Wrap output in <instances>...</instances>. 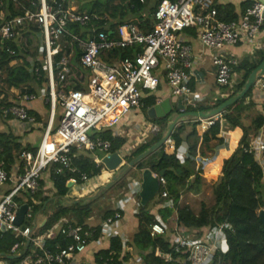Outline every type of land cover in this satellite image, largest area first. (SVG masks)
<instances>
[{"label":"built area","instance_id":"1","mask_svg":"<svg viewBox=\"0 0 264 264\" xmlns=\"http://www.w3.org/2000/svg\"><path fill=\"white\" fill-rule=\"evenodd\" d=\"M219 1L161 0L154 13V29L149 33L143 32L132 22L116 21V27L113 28V22L107 15L75 10L62 0H40L39 11L28 10L25 15L16 16L0 25V40L5 41V44L6 41L17 40V29H22L27 22L40 25L44 56L42 60L39 57L31 59L32 71L40 79L41 68H45L48 77L44 93H19L17 103L5 110V114L34 126L37 120L30 114L27 103L40 96L50 105L49 119L37 152H22L27 169L0 201V239L5 227L6 231L24 238L23 242L12 247V254L18 253L23 257L29 248L21 264H68L86 251L97 231L96 227L76 224L70 218L61 219L45 233L36 235L35 228H24L23 224L16 223L23 204L29 205L26 217L30 216L32 207L28 199L40 191V180L50 172L52 166L56 174L70 172L80 175L84 182L89 181L88 174L73 165L72 149H99L106 155L111 153L112 148L110 141L94 137L91 134L93 130L100 132L115 127L132 109L146 108L144 93L157 90L163 81L170 86L176 99L185 98L188 104H195L191 84L196 62L203 61L204 55L209 56L216 67V82L232 89L238 84L236 68L240 62L228 55L227 48L256 41L254 51L264 50V41L259 39L264 29V0H252L240 18L233 21L218 18L215 3ZM73 27L80 29V32ZM190 28L196 30L197 39L204 49L203 56L197 55L193 45L181 38V33ZM126 48L135 49L131 57L114 55L115 51ZM6 51L11 56L16 55V50L10 46H6ZM59 53L62 56L56 61ZM76 55L80 66L87 72L86 83L81 89L59 90V85L72 72L71 58ZM253 87L264 102V75L256 80ZM211 104L214 105L215 101ZM58 105L63 112L54 130ZM178 109L179 113L187 112L188 105ZM211 123L210 120L209 125ZM161 130L157 123L149 126L153 135L159 134ZM261 130L251 140L248 151L255 154L264 169V134ZM142 143L146 144V139ZM166 144L168 148L174 147L172 141L167 140ZM98 162L101 163V158ZM8 180V173L0 165V185ZM72 180L75 179L70 178L69 181ZM160 182L163 187L166 179L160 176ZM140 185V179L130 185L134 195H139ZM159 195L162 199L169 197L166 190L160 189ZM19 198L25 199V202H20ZM35 203L38 202L35 200ZM168 203L163 206L168 207ZM122 216L120 210H115L114 215L107 216L100 224V228L103 235L112 238L120 236L126 244L128 239L114 231ZM227 230H233L228 222L217 223L201 237L177 230L173 243L177 256L159 249L156 253L164 260V264H223L221 260L215 262V256L228 251ZM56 232L68 242L66 247L52 250L48 247V241L56 236ZM211 232L215 233L213 240L208 237ZM150 233L152 237L166 235V225L154 222L150 226ZM28 239L30 244L26 247ZM125 256L122 253L121 264H137L133 259H125ZM111 263L112 259L104 261V264Z\"/></svg>","mask_w":264,"mask_h":264},{"label":"trees","instance_id":"2","mask_svg":"<svg viewBox=\"0 0 264 264\" xmlns=\"http://www.w3.org/2000/svg\"><path fill=\"white\" fill-rule=\"evenodd\" d=\"M62 1L68 6V0ZM160 1L120 0L119 3H115L114 0H87L79 6V10L100 16L107 15L113 22V28L116 27L114 25L115 21L119 23L132 22L139 26L143 32L149 33L154 29V13ZM251 4L252 0L243 2V12ZM215 7L218 11V18L221 20L233 21L240 18L235 5L231 3H217ZM40 8V0H0V25L16 16L25 15L28 10L37 12ZM73 29L80 32L77 27H73ZM41 30L39 24L27 22L22 29H17V40L6 41V44L5 41L0 40V116H5V110L17 103L18 97H14L11 94L12 88L20 89V93L28 91L39 94V89L48 80L45 68H41L40 79L32 71L31 59H37L36 55L38 53L31 52L28 50L29 46L21 43L23 38L35 37L41 33ZM82 37L85 38V34ZM28 42L32 44L31 39H28ZM6 46L14 48L16 55L11 56L6 51ZM135 49L140 50L139 47H135ZM135 49H120L115 51L114 55L122 58L131 57ZM42 56H44L43 47ZM61 56L62 53H59L56 56V61ZM259 58L258 61V56L247 55L240 61L239 66L236 68V72L241 76L238 84L232 89L223 87L224 93H227L226 90L229 89L232 91L227 97L218 98L214 105L199 104L197 107H190L188 111L209 112L242 91L251 72L264 60V55ZM39 65L42 66L40 62ZM71 68L72 72L59 85V90L81 89L84 87L87 80V72L80 66L78 55L71 58ZM253 95L254 87L223 113L210 119L212 123L202 134L199 133L201 119H189L180 122L171 134L174 144L173 148H168L164 145L138 163L137 169L139 171L145 168H150L155 173H159L162 170L165 171L164 178L168 188L165 189L163 187L161 191L168 190V193L173 196L174 206L177 211V228L170 231V228L166 226V235L152 237L150 233L151 224L154 222L168 224L172 211L169 208H160V220L152 209H148V205L141 206L138 232L130 243V246L135 249L137 264H164V260L156 253L158 249L165 253H172L176 257L175 244L173 243L177 230L188 231L201 237L208 228L224 222L230 223L233 230H227L225 234L228 251L226 253H217L215 262L221 260L223 264H264V224L259 216L260 211L264 209V169L256 159L255 154L248 151L251 140L264 127V102L262 110H258ZM157 101L158 98L155 97L145 98L147 110L155 105ZM164 119L166 121L162 124V133L136 149L128 157V161L145 152L162 138L169 124L168 117ZM236 129H240L242 135L239 137L234 133L232 138V147L234 148L231 153L228 154L223 150L220 152L221 149L227 148L225 134ZM104 139L113 143L111 152L117 151L119 146H121V143L118 142L119 139H114L107 132L104 135ZM183 147L186 148V152L182 151ZM15 150L18 153L23 150V146L17 142L16 137L0 132V163L4 164L8 173L13 163H15ZM33 152L35 154L36 150L33 149ZM210 152L212 155L208 156ZM217 156V161L209 165L206 170L208 174H217L219 172L216 180H210L215 202L212 205L202 203L199 212H195L189 204L181 205L182 192L199 193L204 179L205 165L209 161H213ZM71 157L73 165L81 169L82 172L87 173L89 178L101 175L102 166L93 161V157L82 154L76 147L72 149ZM223 158L224 162L221 166ZM20 171L21 173L25 172L22 167ZM49 174L53 180L55 191L52 196L42 197L43 190L41 188L35 195L36 198L42 197L41 202L37 203L35 213L38 211L47 212L50 207L46 223L39 229L40 231L37 233L34 231L35 235L45 233L55 226L60 219L65 217L70 218L76 224H86V221L93 215L91 203L100 196L93 201L65 205L61 198L67 196L69 190L68 182L74 175L77 178V183H83L80 175L70 172L56 174L54 166H52ZM103 175L104 173L100 178L103 179ZM40 184L41 186L44 185L43 179L40 180ZM126 184V178H122L114 185L124 187ZM55 197H58V199H55ZM28 203L30 204V202ZM46 203L47 205L45 206ZM112 212L110 209L107 210L105 217ZM35 213L34 215L31 213L30 216L25 218L22 225L24 228L33 227ZM26 219L29 220L27 221ZM23 241V237L17 236L12 231H4L0 239V254L13 255L11 252L12 247L16 243ZM66 246L67 242L61 234L48 241V247L52 250ZM28 252L29 248L23 257L16 259L0 258V261H7L9 264H21ZM122 252L123 244L120 239L112 238L110 246L98 253V264H104L106 259H112L111 264H121ZM128 256L129 253L125 256V259H128Z\"/></svg>","mask_w":264,"mask_h":264},{"label":"crops","instance_id":"3","mask_svg":"<svg viewBox=\"0 0 264 264\" xmlns=\"http://www.w3.org/2000/svg\"><path fill=\"white\" fill-rule=\"evenodd\" d=\"M245 1L246 0H221L217 3H220V4L231 3V4L235 5L237 12L241 16V14L243 12L242 3ZM217 3H215V4H217ZM187 30L188 29L185 30L186 32L184 31L185 34L183 35L182 38L193 45L197 55L202 54V56H203V49H202V47H201V45L197 39V36L192 35ZM259 39L261 41H264V29H263V32L261 33V35L259 36ZM255 42H248V43L245 42V43H240V44L235 45V46H230L227 48V53L230 56L236 57L239 60V62L247 55H252L253 57H255V55L257 54V53H253V52H255L254 51ZM212 66H213V68H212ZM214 67L215 66L212 64L209 56L204 58L203 61H197L196 62V66L194 69V78H193V81L191 84L192 94H193L192 96L195 99V104H193V105L195 107H197L199 104H202V105L211 104L213 101H216L218 98L224 97L225 95H227V93H223V92L222 93L218 92L216 94H213V88H212V86H210V84H208V81L206 80L207 79L206 77L208 74H211L215 77L216 67L215 68ZM162 84L166 85L168 88H170V86L167 84L166 81H163ZM39 90H40L39 95L44 93L47 90V83L43 84V86ZM170 90H171V88L169 89V91ZM20 92H21L20 89H17V88L11 89V94L14 97L15 96L18 97V94ZM171 93H172V91H171ZM167 98H169L171 100V103L173 106V111L176 113H179V111L177 112L176 108L174 107L175 106L174 104L177 102V99L173 96V94H172V97L170 95H167L165 97L158 98L157 103L160 102L161 100H164ZM253 99L256 102L257 109L262 110L263 101L261 100L260 95L258 93H256L255 91H254ZM27 107L29 108L30 114L36 118V120H37L36 125H34V126L29 125L26 122H22V121L16 119L13 115L5 114V116H0V132L8 133L11 135V137H16L17 142L23 146L22 152L23 151L33 152V149H35L37 152V149H38L37 146L40 145V142H41V139L43 136V132H44V128L48 122L49 114H48L47 119H46V116L48 113L47 107H49V104L46 102L45 98L39 96L36 100L27 103ZM189 108L190 107H188V109ZM188 109H187V111H188ZM201 121H202V123L199 127V133L200 134H202L210 126L209 125L210 120L205 119V120H201ZM121 123H122V120L117 125L119 127L115 126L112 128H107L105 130L114 139H119L118 142L121 143V146H119V149L115 152H119L124 157V159L126 158V155L130 156L136 149H138L140 146L144 145L142 143V141L144 139H146L147 142H150L151 140H153L159 134L162 133V130L157 135H153L148 130L146 131V133H144L143 131H144V129H146V127H143V125H142L143 129L141 127L139 129V127L133 126L132 129L126 130L121 126ZM150 123L151 122H149L148 124H150ZM177 126H178V124H177ZM262 130H263V134H264V127L262 128ZM141 132L143 135H141ZM234 133L239 137L242 135V131L240 129H236L233 132L225 134V139H226V143H227L226 147L227 148L221 149L220 152L223 150V151H226L228 154L231 153V151L234 148V147H232V138H233ZM105 140H107V139H105ZM108 141H110V140H108ZM112 147H113V143H112ZM83 151H87V150H83ZM182 151L186 152V148L183 147ZM22 152L18 153L15 150V152H14L15 163H13V165L11 166L9 173L7 170H5L4 164L0 163V165L3 167V169L8 173V175L10 177V180H8V182H6L4 185H0V201H1L2 197L14 187V185L16 184V182L18 180V177L23 174L20 171L21 167L24 169V171L27 169L26 162L22 158V155H21ZM100 153H102V156L104 155V153L102 151H100ZM209 155L211 156L212 153L210 152ZM218 156L214 159L215 161L214 160L209 161L205 165L204 169L207 170V167L209 165L215 163L218 159ZM91 157H93L95 159V162L98 164H99L98 159L102 158V157L96 156L95 154L91 155ZM224 158L222 159L221 166L223 165ZM126 162H129V161H126ZM105 171L110 173V175L112 174L110 171H108L104 167L101 175ZM101 175L94 177V178H98L97 181L93 182L92 184L87 185L85 188H82L80 191H76L77 195H75L73 197L74 198L83 197V196H85L84 194H87L86 192L91 193L95 189L98 190L102 185L106 184V181H104L106 178L105 179L100 178ZM110 175L108 177H110ZM218 175H219V172L217 174H213V173L208 174L207 172H205V178L207 180H209V179L216 180ZM108 177H107V179H108ZM71 178H73L75 180L69 181L68 184L73 182L72 187H74L78 184L77 180H76L77 178L74 175ZM42 179H43V184H44L43 186H41V188L43 190L42 197L52 196L55 190H54L53 180H52L50 174L49 173L45 174ZM92 180H93V178H90L89 181H87V182L83 181V182L87 184L88 182H90ZM126 180H127L126 181L127 184H129V194H124L121 198H115L114 204L111 208L106 207L105 209H103V211L102 210L98 211V209H97L96 213L93 212V215L86 221V227H96L97 231H96L95 235L92 237V241H91L90 245L88 246V248L86 249V251L81 253V254H78L75 257V259L70 261L68 264H83V263L84 264H98V261H97L98 253L103 249H107L110 246V241L112 239V237L103 235L101 232V228H100V224L107 218V217H105V212L109 209L112 210L113 212L111 214H109L108 216L114 215L115 210L121 211L123 216L118 221L116 227L114 228V231H115V233L122 234V236L126 237L128 239V241L126 244H124V242L122 241L120 236L115 237V238L120 239V241L123 244V252L122 253H124L126 256L129 253L128 260L133 259L134 261H136L135 249L130 246V243L133 241L135 234L138 232L139 214L141 212L140 209H141L142 205H141L139 199H138L139 202H137V200L135 199L136 195L133 194V190H131V188H130V185L134 181H138V179L137 178H131L130 176L127 175ZM124 188H125V186H124ZM135 191H137V190H135ZM42 197L37 198L38 203L41 202ZM169 197H170V194H169ZM71 198H72V196H71ZM168 198H163L165 200L164 202H161L160 200H158L159 198L156 199V201H158V203H156L155 206H159V207H156L155 209H153V213L155 215H157L156 217L160 220H161V215L159 213L160 208H164V209L169 208V209H171V211H172V209H174L175 215L172 212L171 216L169 217V220L172 219L173 216H175V218L177 219V211H176V208L174 206L175 205L174 199L169 200ZM181 198H182V194H181ZM181 198H180V200H181ZM166 203L169 204L168 207H164L166 205ZM163 204H164V206H163ZM46 205H47V203L45 204V206ZM47 217H48L47 215H45L44 217L42 216V211H40L37 214L36 224L34 221V225H33V228H35V233L40 231L39 229L42 226H44V224L47 221ZM34 219H35V217H34ZM62 219H64V218H62ZM166 226H168L167 223H166ZM175 228H177V226ZM170 231H172V230L170 229ZM57 235H58V233L56 232V236ZM66 242H68V241H66ZM16 254L21 255L18 253H16ZM20 257H22V256H20ZM0 264H9V263L7 261H0Z\"/></svg>","mask_w":264,"mask_h":264},{"label":"rangeland","instance_id":"4","mask_svg":"<svg viewBox=\"0 0 264 264\" xmlns=\"http://www.w3.org/2000/svg\"><path fill=\"white\" fill-rule=\"evenodd\" d=\"M85 1H87V0H68V6L71 7L72 9L79 10V6L81 4H83ZM103 1H105V0H103ZM114 1H115V3H119L120 0H114ZM194 9H196V5L195 4H194ZM187 31L190 32L192 35L197 36V33H196L195 29L190 28ZM185 32L181 33V38L183 37ZM28 39L29 40L31 39L32 44H29ZM21 41H22L21 42L22 44H25V45L29 46L28 50H30L31 52H33V51L37 52L38 54L36 56L41 58V60L43 59V56H42L43 39H42L40 34L36 35L35 37L29 36L28 38H23ZM203 52H204V49H203ZM255 53H257V55H255V57L258 56V61H259V59H260L259 57L264 55V50H256ZM204 57L206 58L208 56L204 55ZM212 68H213V66H212ZM236 76H237L238 80L241 77L238 72H236ZM206 78H207L206 80L208 81V84H210V86H212V88H213V94H216L218 92L222 93L224 91L223 86H220L216 82V75L214 77L213 75L208 74ZM169 89L170 88H168L166 85L161 84V86L155 91H146L144 93V97L145 98H147V97L162 98V97H165L167 95H170L172 97L171 90L169 91ZM226 92L228 93L227 95H229L232 91L229 89V90H226ZM185 104H187L188 107H195L194 105L188 104V101L185 98L177 99V102L174 104L175 105L174 107L176 108V111L178 112L179 111L178 108L180 106H182V105H185ZM49 109L50 108L47 107L48 113H47L46 119L48 118V114L50 112ZM62 112H63L62 107L60 105H58L57 106V110H56V118H55V122H54V130L59 125L60 116L62 115ZM165 121L166 120L164 118L150 120L149 117L147 116V109L146 108H144L142 110L132 109L128 114H126L123 117L121 126L124 129L129 130V129H132L133 126L134 127L135 126L139 127V129H140V127L142 128V125H143V127H146V129H144L143 132L146 133L147 130L149 131V126H151L153 123H158L161 126V128H162L163 127L162 124L165 123ZM147 122L148 123L151 122V123L148 124ZM246 122H248V121H246ZM201 123H202V121H201ZM117 127H119V126H117ZM91 134L94 137L99 136L100 138L104 139V135L106 134V130L104 129L103 131H100V132L93 130L91 132ZM141 135H143L142 132H141ZM171 141H172V138L170 136L169 139H168V142H171ZM38 147H39V145L37 146V148ZM165 147H167V144H165ZM81 153L84 154V155H87V156H91V155L95 154L96 156L102 157V153H100L99 149H97V150H95L93 152L92 151H83L82 150ZM209 154L210 153H208V156H210ZM128 157L129 156L126 155L125 162L128 161V159H129ZM93 161H95V159H93ZM99 164L102 166V170H103V168H104L103 164H101V163H99ZM205 172H206V170H204V174H203L204 179H203V182H202V185H201V190L199 191V193H194V192H184L183 193L182 192V198L180 200L181 205L189 204L194 209L195 212H199L201 210L202 203H206L207 205H212L215 202L214 196L212 194V184L210 182V180H212V179L207 180L205 178ZM111 173L112 174L110 175V173H108L106 171L104 172L103 179H105V178L107 179V177L110 175V177H108L107 180L106 179L104 180V181H106V183L109 182L112 179V177L114 175L113 174L114 172H111ZM128 176H130L131 178H137L139 180L140 177H141V171H139L137 168H133L129 172ZM126 177L127 176H125L124 178H126ZM97 180H98V178H93V180L88 182L87 184L83 182V183H78L74 187H69L67 195L69 197L72 196V198H74L73 196L77 195L76 191H80L82 188H85L87 185L92 184L93 182H95ZM163 187L165 189H167L168 188L167 183H165L163 185ZM163 187H161V190L163 189ZM97 191L98 190L95 189L93 192H91V193L90 192H86L87 194H84V195L85 196L95 195V193H97ZM124 194H129V184H126L125 188L124 187H119L117 185H113L111 188L106 190L104 192V194L101 193L100 196L97 198V200H95V201H93L91 203V208H92L93 212H95V213L97 212V209H98V211L99 210L103 211V209H105L106 207L107 208H109V207L111 208L113 206V204H114V199L115 198H121ZM135 199L137 200V202H139L138 199L140 200V198H139L138 194H136V198ZM156 199L160 200L161 202L165 201L164 199H162L160 197H157ZM156 199L152 200L148 204V209L149 210L150 209L153 210L156 207H159V206H155L156 203H158V201H156ZM168 199L169 200L173 199V196L170 195V197ZM18 200L20 202H23L25 199H20L19 198ZM35 200H37L36 196L33 197V198L29 197V199H28V201L30 202V205L32 207V212L31 213H33V215H34V213L36 211L35 209H36V206H37V204L35 203ZM47 210H48L47 212L42 211V216L43 217L45 215H47V213L50 210V207ZM140 211H141V209H140ZM39 212L40 211L35 213V217L37 216V214ZM172 212L175 215V210L174 209H172ZM26 220L28 221L29 219H26ZM176 224H177V219L175 218V216H173V218L169 220L168 226H169V228L171 230H175L176 229L175 227L177 226ZM214 236H215L214 232H211L208 235L209 239H211V240H213Z\"/></svg>","mask_w":264,"mask_h":264},{"label":"water","instance_id":"5","mask_svg":"<svg viewBox=\"0 0 264 264\" xmlns=\"http://www.w3.org/2000/svg\"><path fill=\"white\" fill-rule=\"evenodd\" d=\"M263 75H264V60L251 72L242 91L233 95L232 97L227 99L224 103L211 109L209 112L187 111L184 113H176L173 111V106L169 98L161 100L160 102L151 106L147 110V116L149 117V119L155 120L159 118L168 117L169 124L166 127L162 138L158 142L150 146L145 152L141 153L140 155L133 158L129 162H125L124 157L119 152H111L109 154L102 156L101 163L108 171L114 172L112 179L106 184L102 185L98 189L97 193H95V195L83 196L79 198H71L68 196H63L61 199L64 201V204L70 205L73 203L77 204L79 202L95 200L102 192L108 190L120 179L127 176L131 171V169L137 168V165L141 160L148 157L153 152H155L156 150L160 149L163 145H165L167 140L171 136L172 132L174 131L175 127L177 126V124H179L184 120L210 119L220 115L229 106L233 105L234 103L242 99L254 86L256 80ZM164 174H165L164 170L155 174L150 168H145L141 171V177H140L141 185L139 191V198L142 206L148 205L152 200L158 197L159 191L161 189L160 176L164 177ZM72 185L73 182L69 183L68 187H72ZM55 199H58V197H55ZM28 210H29L28 204H23L21 206L16 219V223L18 225H22L24 223ZM259 216L261 222L264 224V209L260 211ZM36 220H37V216L34 219L35 224H36ZM3 231H6L5 227H3ZM29 244H30V239L27 240L26 247H28ZM20 256L21 255H17V254L10 255L7 253L0 254V258H6V259H16V258H20Z\"/></svg>","mask_w":264,"mask_h":264}]
</instances>
